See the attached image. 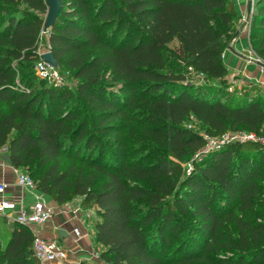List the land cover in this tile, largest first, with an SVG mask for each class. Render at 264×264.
<instances>
[{"label": "trees", "instance_id": "16d2710c", "mask_svg": "<svg viewBox=\"0 0 264 264\" xmlns=\"http://www.w3.org/2000/svg\"><path fill=\"white\" fill-rule=\"evenodd\" d=\"M47 8L0 0L10 164L53 201L94 207L110 264H264V143L223 138L264 135V92L229 88L233 1L61 0L47 43L76 85L29 87ZM250 8L249 43L264 60V0ZM32 240L12 221L2 244L0 228V264H43Z\"/></svg>", "mask_w": 264, "mask_h": 264}, {"label": "crops", "instance_id": "0c3cea01", "mask_svg": "<svg viewBox=\"0 0 264 264\" xmlns=\"http://www.w3.org/2000/svg\"><path fill=\"white\" fill-rule=\"evenodd\" d=\"M232 1L236 10V32L234 37L230 39L229 45L223 53L224 62L228 67L227 77L236 86H255L258 87L261 92H264V66L256 61L255 58L257 55L253 52L249 43L248 15L250 11V0ZM0 183L4 185V195L6 197L22 196L24 201L30 202L34 199V193H38L47 200L51 208H58L59 203L53 201L49 196L41 193L38 189L32 191L29 188L18 185L14 168L7 160H0ZM67 215H52V217L38 229V232L46 238H57L59 242L67 246L69 250L67 261L69 264H80L83 262L88 264H99L101 258L92 255V252L96 251V248L88 232H86L87 227L84 225V221L88 219L85 218L84 214L80 215L79 213L70 216ZM63 218L65 220H63ZM1 224H12V220L4 217L1 219ZM76 225H80L83 230V234L79 238H75L74 235L71 234L72 228ZM59 230H63L66 234L61 235ZM69 234L73 235V238ZM97 244L101 245L100 243ZM49 264L59 263L55 261Z\"/></svg>", "mask_w": 264, "mask_h": 264}, {"label": "built area", "instance_id": "2783aa9c", "mask_svg": "<svg viewBox=\"0 0 264 264\" xmlns=\"http://www.w3.org/2000/svg\"><path fill=\"white\" fill-rule=\"evenodd\" d=\"M253 3V0H250V7ZM251 8L248 15V20L250 18ZM47 33L48 35V27L43 25L41 33ZM49 50V45L48 49ZM40 57L35 62V72L36 74L46 79L49 83L54 85L62 84V77L55 69V66H52L41 57V54L45 51H39ZM256 61L259 62L262 66H264V61L257 56ZM230 134H233L230 136ZM235 137L241 140L251 139L258 140L264 143V135H258L255 132H234V133H226L224 135V139ZM8 148L7 144L0 145V160H5L2 156L4 153H7ZM14 171L16 174V182L18 185L23 186L25 188H29L30 190H37L34 179L31 175L23 170L20 167H14ZM5 188L4 185L0 183V220L4 217L11 219L12 221H16L28 226L33 233L32 240V249L33 253L37 259H39L42 263L44 261L47 262H58L59 264H69L68 254L69 250L65 244L59 242L57 238H46L42 236L38 229L42 227L51 217V206L48 204L47 200L40 194L34 193V199L30 202L24 201L22 196L17 197H6L4 195ZM73 212H79V207L74 208ZM83 214L85 218H89L91 214L94 212L93 208H87L83 210ZM86 222V220H85ZM71 232L73 233L75 238H79L83 234L82 227L80 225H76L72 228ZM94 257H100V254L96 251L92 252ZM99 264H110L108 261L101 259Z\"/></svg>", "mask_w": 264, "mask_h": 264}, {"label": "rangeland", "instance_id": "374dc122", "mask_svg": "<svg viewBox=\"0 0 264 264\" xmlns=\"http://www.w3.org/2000/svg\"><path fill=\"white\" fill-rule=\"evenodd\" d=\"M38 45H39L38 46V50L39 51H46L48 49L47 33H42L40 35L39 40H38ZM174 45H175V42H172L169 45V50H172ZM55 69L57 70V72L62 77V84L61 85H65V86H67L69 88L75 87L77 80L73 76V74L64 65H56ZM33 70L34 71L32 72V85L29 86V87H32L35 84H38L39 78H40L35 72L34 65H33ZM190 73L193 76V78L197 79V75L195 73H193L192 71H190ZM228 80L230 81L229 78H228ZM229 88H230V90L231 89L234 90L236 94H238L242 90H245L247 93H250V94H257V93L261 92L258 87H254V86L250 87V86H244V85L243 86H236L232 82H231V85H230ZM185 124L188 127H196V125H195L193 120L186 121ZM232 135L233 134H230V136H232ZM206 138H207V144H208L207 146L208 147L213 145V144H215L217 142V138L216 137L206 135ZM143 152H146V151L144 150ZM185 166H186V170L189 171V169L191 168L190 161H186ZM23 170L26 171V169H23ZM80 201H81V197L77 196V197L73 198L72 200H70V201H68V202H66L64 204H58V208H56V207L51 208L52 215H54V214H63V215L64 214H66V215L68 214L69 216L70 215H74V214H77V212L73 213L72 211H73L74 208H77V207H79V212L78 213L80 215H83V213H84L83 210L87 209V208H91V207H87V208L83 207L80 204ZM92 208L94 209V207H92ZM52 215H51V217H52ZM98 218H99L98 214L94 211L91 214V216L88 218V220L86 222L84 221L85 224L84 223L83 224L87 227L86 232H88L89 237L91 238V241L94 243V247L96 248V251L98 253H100V251L103 249V246L102 245H98L96 240H95V238H94V224L98 220ZM63 220H65V219L63 218ZM11 227H12V224H9V225L0 224V228H1V243L2 244H4L7 241L9 233H10V230H11ZM67 232H68V230H67ZM71 234H73V233H71ZM70 236L73 238V235H70ZM49 263H53V262H47V261L43 262V264H49Z\"/></svg>", "mask_w": 264, "mask_h": 264}, {"label": "water", "instance_id": "95a60500", "mask_svg": "<svg viewBox=\"0 0 264 264\" xmlns=\"http://www.w3.org/2000/svg\"><path fill=\"white\" fill-rule=\"evenodd\" d=\"M48 8H47V13L44 19V26L49 27L51 26L57 15L60 12L61 9V0H45ZM249 7H250V2H249ZM41 57L46 60L47 62H49L50 65L52 66H56L57 62L51 52V50L45 51L41 54ZM5 160L9 161V154L8 153H4L2 156ZM61 235L66 234V232H64L63 230H59Z\"/></svg>", "mask_w": 264, "mask_h": 264}]
</instances>
